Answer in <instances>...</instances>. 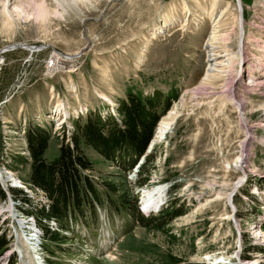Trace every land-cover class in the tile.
I'll list each match as a JSON object with an SVG mask.
<instances>
[{
    "label": "rangeland",
    "instance_id": "1",
    "mask_svg": "<svg viewBox=\"0 0 264 264\" xmlns=\"http://www.w3.org/2000/svg\"><path fill=\"white\" fill-rule=\"evenodd\" d=\"M70 1L63 8L54 2L57 12L40 20L32 0H0V52L6 50L0 53V236L9 243L0 264H169L171 258L179 264H264V231L254 236L264 223V1L217 0L212 14V0H90L87 7ZM11 4L26 11L4 15L3 6ZM238 15L244 20L243 59L205 82L212 21L220 16L221 33L229 34L217 53L224 55V45L234 53ZM56 57L68 65L52 66ZM230 88L243 105L246 126L227 100ZM126 90L176 95L137 159V173L85 149L96 162L84 171L98 185L95 213L83 207V216H67L71 232L51 221L49 228L60 235L56 241L40 235L36 247L35 233L27 229H36L35 220L9 189L16 186L33 207L49 200L33 188L28 165L15 167L13 158L29 160L27 136L37 128L50 136L44 158L54 161L58 145L71 142L74 121L95 114L119 118ZM170 117L156 139L160 121ZM106 183L116 185L108 192L113 206ZM142 189L145 197L157 193L154 203L166 202L148 210L158 211L149 213L156 222L147 227L125 211L129 207L116 205L124 195L138 205ZM171 202L180 216L161 214Z\"/></svg>",
    "mask_w": 264,
    "mask_h": 264
},
{
    "label": "trees",
    "instance_id": "2",
    "mask_svg": "<svg viewBox=\"0 0 264 264\" xmlns=\"http://www.w3.org/2000/svg\"><path fill=\"white\" fill-rule=\"evenodd\" d=\"M172 94L163 98L160 93L144 96L142 93H135L126 90L125 100L119 102L117 112L119 118L108 116L101 118L98 114L88 116L73 122L74 132L69 144L58 145V156L52 162H47L44 153L48 146L50 136L45 130L35 129L27 136V150L29 160L22 156L13 158L12 165L27 166L30 169L29 181L33 188H39L45 194L49 203L40 207H33L32 202L24 197L21 190L9 189L13 199L17 196L22 198L21 203L29 208L24 210L25 216L35 220V226L41 230L42 239L57 240L61 232L72 231L68 224L70 214L81 213L82 208L88 207L89 211L95 213L94 204L99 202L98 185L84 171L92 170L94 163L84 153L89 149L96 153L106 163H113L122 171H131L137 159L144 155L149 142L152 139L155 127L165 112L169 110L170 99H175ZM15 163V164H14ZM145 178L139 185L146 182ZM104 191L112 205L110 195L115 189L114 183L104 184ZM16 197V198H14ZM127 195L118 198L116 205L129 212L134 219L143 227L156 222L153 217H144L138 210L137 200H132V205L126 199ZM5 200V195L0 189V201ZM20 203V204H21ZM174 202L170 203L167 210L161 212L166 214L172 211L173 217L180 216L182 211L174 210ZM27 211V212H26ZM51 221L60 228L56 232L49 228ZM74 223L77 220L74 219ZM82 224V223H81ZM264 231V223L260 226ZM6 234L0 236V255L8 250ZM169 264H179L175 258H171Z\"/></svg>",
    "mask_w": 264,
    "mask_h": 264
},
{
    "label": "bare ground",
    "instance_id": "3",
    "mask_svg": "<svg viewBox=\"0 0 264 264\" xmlns=\"http://www.w3.org/2000/svg\"><path fill=\"white\" fill-rule=\"evenodd\" d=\"M49 1H50V4H48L46 0H32V3H33V5H32L33 7L32 8L34 9L33 11H35V14L37 15L36 17L41 18L40 20L45 19L46 17H48L47 15H49V14H54V12H57V11H55L56 7L54 6V2L56 4H58V6H60L62 8L65 5H68L69 6V4H66V0H61V3H59L60 0L59 1L58 0H49ZM212 1H213V5H212V12H211V14L213 13V10L216 8V5H217V0H212ZM52 2H53V4H52ZM70 2L74 6H78L79 7V5H81V6L87 7L86 4H87V2H90V0H71ZM64 3H65V5H64ZM185 7H186V5H185ZM239 7H241L240 10L242 11V4ZM10 8H13V9L10 10ZM26 9H28V7ZM2 11H3V14L5 15L7 13L8 14L15 13L16 11H18V13H20V12L22 13V12H24L26 10L24 9V7L22 5H19V4H13L12 5L11 4L10 7L3 6V10ZM224 11H221V16L224 15ZM19 15H21V14H19ZM9 17H10V15H9ZM219 18H220V16H219ZM219 18L217 17V19H215V20L212 21L211 32H210L208 41L206 43V49H207V54H208L209 66H208V69H207V72H206V75H205V82H210L211 79L213 77H215L216 73H217V75H219L220 73H225L224 72L225 69H227L226 70V73L230 72V70H232V63H234L235 61H237V58H240V56L243 59V54H244L243 53V48H244V41H245L244 37H242L244 35V32H243L244 31L243 30L244 29L243 28V26H244L243 16L242 15H238L237 16V19H236L237 29H238V35H240V37H238V41H237V51L233 53V52H231L229 50V48L226 45H224V47H223V49H224V51H223L224 55H219L217 53V47H216V45L218 46V44L220 43V41H224V42L225 41H228V36H227L228 33L227 34L226 33H221V31H223V29H221V25H220V22H219ZM164 22H166V20H164ZM161 28H165V27H161ZM159 32L160 31H158L157 33H159ZM225 44H227V43H225ZM23 49H28V48L23 47ZM27 51L34 52L35 50L28 49ZM219 59H221V60H219ZM61 62H62V59L60 57H56L55 60L52 61V64L51 65L54 66V64L56 63L55 65L57 66L58 69L59 68H63L64 67L63 65H68V64H65V63H61ZM219 65H221V67L218 69V66ZM250 78H254V74H253V77L250 76ZM227 94H228V98H229L227 100H228V102H231V106L233 105V107L236 110V112L237 113H243V109H242L243 105H242L241 102L235 101L234 97L236 95H234V92H233V89L232 88H230L227 91ZM243 116H244V113H243ZM63 117L64 116L62 115V118ZM65 117H66V115H65ZM172 119H173V117H170V119L169 118H164V119H162L160 121L159 128H158V130L160 132L158 133V136L156 134V136H157L156 139L162 138V136L166 133V130L168 129L169 123L171 122ZM240 121H241L242 126H246V117L245 116L244 117H241L240 118ZM244 160H246L245 156L242 157L241 167H242V164L244 163ZM13 188H16V186H13ZM144 190L145 189L142 190V193H143ZM142 193H141L142 202H140V205L142 206V208L145 210L146 213H148V212L149 213H151V212L152 213H155L158 210H160V208H161L160 206L162 205V203L160 202L161 205H159L160 203H154V201H153V198L157 195V193L155 191L150 190V191L147 192L148 195L146 197L149 200L146 199L145 195L142 196ZM163 196H164V194H163ZM228 199H230V196L229 195H228ZM156 205H157V209H158L157 211H155V212L154 211H148L149 209H152ZM229 218H231V217H229ZM261 232H262V230H261V227L260 226H258L257 228H255V230H254V236H255V238H256V235L259 237V234ZM31 240L32 241H35L36 242L35 245H36V247H38L37 238L35 237V239H31ZM30 250L31 251L33 250L32 247L30 248ZM36 250H33L32 252L35 253Z\"/></svg>",
    "mask_w": 264,
    "mask_h": 264
},
{
    "label": "water",
    "instance_id": "4",
    "mask_svg": "<svg viewBox=\"0 0 264 264\" xmlns=\"http://www.w3.org/2000/svg\"><path fill=\"white\" fill-rule=\"evenodd\" d=\"M15 48H22L21 45H18V46H12L11 48L9 49H15ZM8 50V49H7ZM6 50H3L1 51L0 53H3L5 52ZM143 209V208H142ZM144 210V209H143ZM145 211V210H144ZM232 221L234 222V210L232 211ZM235 224V228H236V223L234 222ZM237 234H238V237H239V232L237 231Z\"/></svg>",
    "mask_w": 264,
    "mask_h": 264
}]
</instances>
